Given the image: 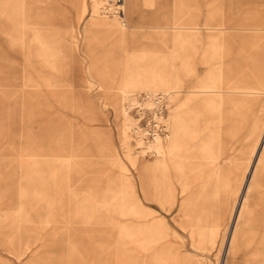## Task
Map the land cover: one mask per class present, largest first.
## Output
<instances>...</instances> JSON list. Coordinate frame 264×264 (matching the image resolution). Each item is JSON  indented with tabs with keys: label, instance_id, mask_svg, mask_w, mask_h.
<instances>
[{
	"label": "rangeland",
	"instance_id": "rangeland-1",
	"mask_svg": "<svg viewBox=\"0 0 264 264\" xmlns=\"http://www.w3.org/2000/svg\"><path fill=\"white\" fill-rule=\"evenodd\" d=\"M0 264H264V0H0Z\"/></svg>",
	"mask_w": 264,
	"mask_h": 264
},
{
	"label": "bare ground",
	"instance_id": "bare-ground-1",
	"mask_svg": "<svg viewBox=\"0 0 264 264\" xmlns=\"http://www.w3.org/2000/svg\"><path fill=\"white\" fill-rule=\"evenodd\" d=\"M117 23H118V25L116 27L115 33H121L124 36L123 29H122V27H123L122 23H120V21H118ZM168 95H169V93H168ZM158 97H160L162 103L165 104V110L163 111L164 115L161 118L160 117L157 118L155 116L154 119L159 120V122L165 126L164 131H163L162 135H155L152 139L146 140L142 134H138L136 132L138 127H137V123L133 117V114H131V113H133L132 109L135 108V106H138L140 103H142L145 106L146 110L153 109L154 102ZM168 100H169V98L167 95H165L163 93H152V92H142V93L141 92H135V93H131L130 95L122 96L120 99V110L122 113L123 125H124L125 129L129 132L128 134H129L130 139L133 141V143H136L134 145H136L137 147H138V144H140L141 146L147 145L146 147H148V149H152L151 146L153 144H151L149 142L153 140L152 143H155L154 144L155 146L153 149L154 150L158 149L159 154L157 157L158 159L154 163H152L151 165H153L152 168L155 170V172L157 171L159 173V175L160 174L163 175V167H164V163L166 161V156H167L165 154L166 153L165 150L163 152H161V147H160L161 144L159 145V143H158V137L164 136L166 134V131H167L166 114H167V108H168L167 107L168 106ZM122 102H123V106H122ZM128 113L131 114L132 118L129 116ZM240 118H241V116H237L234 118V126L236 123H238L240 121ZM135 152H137V151L135 150ZM146 154H151V153L147 152ZM167 158L170 159L168 156H167ZM180 169L181 168H179V170ZM157 189H159V186H157ZM168 189H166V190H168ZM156 259H158V258L156 257Z\"/></svg>",
	"mask_w": 264,
	"mask_h": 264
},
{
	"label": "built area",
	"instance_id": "built-area-1",
	"mask_svg": "<svg viewBox=\"0 0 264 264\" xmlns=\"http://www.w3.org/2000/svg\"><path fill=\"white\" fill-rule=\"evenodd\" d=\"M164 110L165 104L162 103L160 97L155 100L153 109L146 110L142 103L135 106L131 114L137 123L136 132L142 134L146 140L152 139L155 135H162L165 126L154 117L161 118Z\"/></svg>",
	"mask_w": 264,
	"mask_h": 264
},
{
	"label": "crops",
	"instance_id": "crops-1",
	"mask_svg": "<svg viewBox=\"0 0 264 264\" xmlns=\"http://www.w3.org/2000/svg\"><path fill=\"white\" fill-rule=\"evenodd\" d=\"M152 164V163H151ZM151 164H149L148 166V168H146L148 171H149V173L153 176V185H154V193H153V197H154V195H155V191H158V190H160V189H157V186H158V184L159 183H165V178L164 177H166V168H165V163H164V167H163V175H159V173L156 171L155 172V170L152 168V166L153 165H151ZM141 164H139V166H140ZM147 165V164H146ZM175 175V174H174ZM161 178H163V179H161ZM148 202H150V200H148Z\"/></svg>",
	"mask_w": 264,
	"mask_h": 264
}]
</instances>
